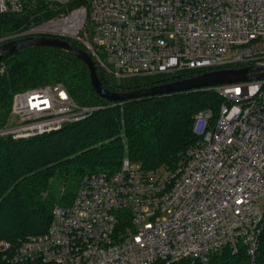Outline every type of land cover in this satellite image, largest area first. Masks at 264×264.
I'll list each match as a JSON object with an SVG mask.
<instances>
[{
	"label": "built area",
	"instance_id": "2783aa9c",
	"mask_svg": "<svg viewBox=\"0 0 264 264\" xmlns=\"http://www.w3.org/2000/svg\"><path fill=\"white\" fill-rule=\"evenodd\" d=\"M27 0H0L21 15ZM54 16L0 45L53 37L96 67L127 77L264 68V0H42ZM222 99L194 116L199 137L174 171L143 172L124 159L86 176L47 230L23 241L10 264H210L245 249L256 263L264 224V79L212 88ZM61 85L14 95L18 123L0 137L27 139L89 117ZM9 244L2 243L3 250Z\"/></svg>",
	"mask_w": 264,
	"mask_h": 264
},
{
	"label": "trees",
	"instance_id": "16d2710c",
	"mask_svg": "<svg viewBox=\"0 0 264 264\" xmlns=\"http://www.w3.org/2000/svg\"><path fill=\"white\" fill-rule=\"evenodd\" d=\"M52 16L44 1L27 0L23 14H0V37L19 34ZM97 74L103 86L115 92L196 76L116 80L99 69ZM53 85L63 86L78 105L97 110L51 133L17 140L0 137V264H10L23 241L47 230L54 206L72 200L84 177L115 172L124 159L146 173L174 171L199 141L193 132L196 113L211 110L216 116L222 103L215 90L202 89L113 104L95 93L87 67L72 55L25 48L0 61V130L9 125L15 94ZM2 243L9 249L3 250ZM240 250L221 251L210 264H248L244 248ZM256 263L264 264V224Z\"/></svg>",
	"mask_w": 264,
	"mask_h": 264
},
{
	"label": "water",
	"instance_id": "95a60500",
	"mask_svg": "<svg viewBox=\"0 0 264 264\" xmlns=\"http://www.w3.org/2000/svg\"><path fill=\"white\" fill-rule=\"evenodd\" d=\"M53 48L72 55L87 69L90 84L95 93L113 104H123L141 98L170 95L192 90L212 89L217 86L231 85L242 82L259 81L264 79V68L244 67L234 69H218L205 72L193 77L184 78L168 83L156 84L126 92H115L106 89L97 74L96 65L88 52L66 40L53 37H26L6 42L0 45V61L9 55L25 48Z\"/></svg>",
	"mask_w": 264,
	"mask_h": 264
},
{
	"label": "rangeland",
	"instance_id": "374dc122",
	"mask_svg": "<svg viewBox=\"0 0 264 264\" xmlns=\"http://www.w3.org/2000/svg\"><path fill=\"white\" fill-rule=\"evenodd\" d=\"M5 37H7V36H1L0 37V39H2V38H5ZM97 71H98V69H97ZM99 72H101V73H110L116 80H122V79H134V78H146V77H144V76H136V77H127V76H125V75H123V74H121V73H118V72H116V71H112V70H103V69H99ZM154 78V77H153ZM18 123V117L17 116H11V118H10V122H9V126H14V125H16ZM241 251V250H240ZM239 251V252H240ZM244 251H245V249H244Z\"/></svg>",
	"mask_w": 264,
	"mask_h": 264
}]
</instances>
